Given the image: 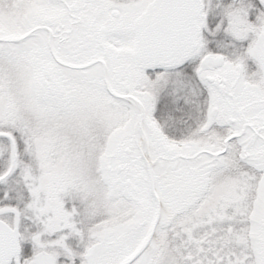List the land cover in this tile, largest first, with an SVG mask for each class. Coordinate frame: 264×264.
I'll return each instance as SVG.
<instances>
[{
  "label": "snow or ice",
  "instance_id": "snow-or-ice-1",
  "mask_svg": "<svg viewBox=\"0 0 264 264\" xmlns=\"http://www.w3.org/2000/svg\"><path fill=\"white\" fill-rule=\"evenodd\" d=\"M0 264H264V0H0Z\"/></svg>",
  "mask_w": 264,
  "mask_h": 264
}]
</instances>
